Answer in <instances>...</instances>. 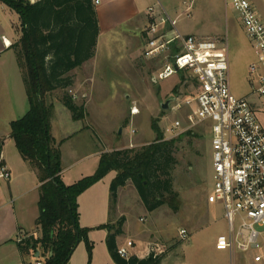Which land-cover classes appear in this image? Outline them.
Instances as JSON below:
<instances>
[{
	"label": "rangeland",
	"instance_id": "374dc122",
	"mask_svg": "<svg viewBox=\"0 0 264 264\" xmlns=\"http://www.w3.org/2000/svg\"><path fill=\"white\" fill-rule=\"evenodd\" d=\"M182 1L183 7L190 6L191 16L179 17L177 28L197 37H227L231 94L236 98L249 95L248 67L255 57L241 21L229 2L145 0L144 4L152 10L151 20L158 22L164 14L174 18L176 14L172 10L180 8ZM250 2L264 23V0ZM169 29L167 24L164 28L166 34L170 33ZM140 37V41L146 43L145 34L142 33ZM105 42L104 39L100 42L98 57L101 64L95 65L97 83L87 102L88 119L74 123L63 106H57L53 99L49 101L54 105L50 113L58 123L59 135H71L64 147V167L68 169L74 162L79 164L74 165L73 169L69 167L65 178L67 182H73L69 180L76 177L75 181H78L93 174L95 170H88L90 163L94 164L96 159H91L90 154L96 150H105V146L134 150L148 146L156 136L151 123H157L158 134L165 141H174L172 156L176 165L171 171L174 195L166 198L163 206L149 212L132 184L128 183L120 192L119 203H111L110 217H102L99 207L94 209V201L85 200L84 219L79 225L92 228L88 232V239L93 245L91 257L87 255L85 244L80 242L69 264H107V231L96 226L107 224L113 227L121 219L124 220L121 227L123 232L117 237V241L121 245L130 241L134 248L143 247L145 251H155L152 257L160 258L159 264H230L227 252L211 251L209 248L217 237L226 232L221 205L205 202L212 190L209 126L205 123L188 128L187 115L190 110L177 108L182 99L196 93L197 84L184 72L164 80L156 78L164 64L172 61L176 45L170 46L169 50L154 59H146L143 53L140 54L141 49L137 48V54L141 56L130 65L122 43L115 42L108 46ZM112 51H115L117 59L106 64L110 61ZM73 96L75 95L71 98L74 102L84 107L86 98ZM166 101H171L169 107L162 110L161 105ZM250 102L255 104L257 120L264 128V100L252 97ZM131 108H137L138 114L132 116ZM175 121L180 122L181 132L171 136L167 129ZM130 144L133 146L130 147ZM115 174L110 172L106 176L105 182L109 186ZM96 202L99 204L98 199ZM255 228L260 233L264 231L257 226ZM181 229L188 233L186 241L179 239ZM260 242L264 244V234L261 235ZM131 251L128 249L129 254ZM253 257L252 251L236 252L234 264H256ZM109 263L114 264L111 261Z\"/></svg>",
	"mask_w": 264,
	"mask_h": 264
},
{
	"label": "trees",
	"instance_id": "16d2710c",
	"mask_svg": "<svg viewBox=\"0 0 264 264\" xmlns=\"http://www.w3.org/2000/svg\"><path fill=\"white\" fill-rule=\"evenodd\" d=\"M19 17V39L12 50L21 72L28 103L27 112L12 121L10 138L21 159L36 173L38 187V217L35 225L38 238L20 239L22 255L39 253L42 264H66L80 242L91 257L93 248L88 239L89 229L78 224V197L109 172H116L109 191L115 204L118 189L130 183L149 212L163 206L172 197L171 171L176 165L172 156L173 140L165 141L158 134L157 123H151L156 134L153 143L138 150L119 149L100 156L95 172L71 185H65L61 174L60 144L49 137L45 105L46 93L67 90L71 84L69 73L82 62L93 57L96 18L91 0H0ZM92 29V36L90 30ZM89 34V35H88ZM86 41H89L86 45ZM61 103L73 121L82 120L84 107L77 105L65 92ZM2 142L0 141V153ZM121 219L106 230V247L115 264H159L160 258L150 254L144 259L116 253V239L122 234Z\"/></svg>",
	"mask_w": 264,
	"mask_h": 264
},
{
	"label": "built area",
	"instance_id": "2783aa9c",
	"mask_svg": "<svg viewBox=\"0 0 264 264\" xmlns=\"http://www.w3.org/2000/svg\"><path fill=\"white\" fill-rule=\"evenodd\" d=\"M225 1L237 13L255 57L248 67L249 95L236 98L231 94L227 52L218 40L183 35L176 21L166 14L147 27L149 38L143 56L154 59L175 44L173 59L158 71L157 80L184 72L197 84L196 93L182 99L177 108L190 110L188 128L205 123L209 126L212 190L206 203L221 205L226 223V232L217 237L215 249L227 252L230 264H234L236 252L249 251L254 252V263L264 264V244L260 242L264 231L260 233L255 228L264 229V128L250 102L252 97L264 100V23L250 0ZM165 24L170 27L169 34L160 30ZM130 114H138L137 108H131ZM181 128L180 122L175 121L167 133L176 136ZM10 177V171L0 162V180ZM178 235L181 241L188 239L185 229ZM131 248L132 242L127 241L116 253L127 259Z\"/></svg>",
	"mask_w": 264,
	"mask_h": 264
},
{
	"label": "crops",
	"instance_id": "0c3cea01",
	"mask_svg": "<svg viewBox=\"0 0 264 264\" xmlns=\"http://www.w3.org/2000/svg\"><path fill=\"white\" fill-rule=\"evenodd\" d=\"M33 2L34 1L31 3ZM144 2L145 0H99L98 3H94V1L91 0L96 18L94 55L92 58L82 62L80 66L73 69L68 74L71 78L72 84L67 90L57 89L46 93L44 96L45 105L49 109L47 119L49 137L53 140L55 146L61 142L60 177L65 185H71L77 182V180L75 181V179H77L76 177L69 180L73 182H67L65 178L66 173L69 171V167H72L71 169H73L77 162L71 164L68 169L64 167V147L70 141L71 135H59L58 123L53 120L50 113L54 105L49 101L50 99H53L56 105L61 108L63 105L60 100L65 92L71 94V96L75 95V98H78V95L81 98H86L84 105V111L86 110L85 116L79 121H85L88 119L86 106L97 83L95 65L98 63L101 64L98 57L101 40H106L104 44L108 46H111V44L114 45L115 42H117V44L122 43L124 49L127 51L128 62L130 65L134 64V61L138 59L147 48V41L146 43H142L140 41V35L142 36V33L145 34L148 40L149 35L147 33V27L153 21L151 20L153 19V14L148 13V6H146ZM224 2L227 1L224 0ZM183 6L182 1L180 8H173L172 10V13L176 15L171 19L175 20L177 25L179 17L191 16L188 6ZM13 16H15V18H13ZM19 24L18 15L4 4L0 3V141L2 142L0 162L11 173L9 180H0V264H32L38 260L41 262L43 261V257H41L38 252L33 255H22L18 247L20 239H25L29 236L38 238L39 236V234L36 233H39V231L35 225L36 218L38 217L37 202L39 183L36 178V173L21 159L14 146L13 140L10 138L9 124L12 121L21 118L28 110V103L24 85L22 83L21 72L18 67L15 54L12 50L13 44L18 41L20 36ZM166 25L167 24L161 26L160 30L164 31ZM168 31H170V29ZM178 31L183 35H191L183 33L180 29H178ZM5 34H7V36ZM89 36H92V29L90 30ZM209 37L211 36H205L203 38ZM211 39L218 40L220 42V46L226 49L228 58L227 37L221 38L213 36ZM88 42L89 41H86V45ZM137 48L141 49V55L139 56L137 54ZM111 53L110 61L106 64L110 62L113 63L117 59L115 51H112ZM251 104L255 108V104ZM69 118H71V116ZM71 121H73L72 118ZM79 121L73 122L76 123ZM119 149H123V147L114 149V147L107 148L105 146V150H96V152L90 154L91 159L95 158L96 160H94V164L93 162L90 163V170L88 171L96 170L102 154ZM78 165L79 164H77V166ZM106 176L78 197V224L82 221V219H84L83 209L85 200L94 201L95 207L92 206V208L94 207V209H96L99 207V212L102 214V217H110V191L108 183L105 182ZM125 186H127V184ZM125 186L118 189L115 204L119 203L120 192H122V189L125 188ZM97 199L99 204L96 202ZM99 226L96 227L98 228ZM79 227L81 229H92L87 226L79 225ZM106 237L107 233L105 234V244ZM116 244L117 248L122 246L117 239ZM146 245L147 243L144 246ZM209 248L211 251L213 250L219 252L215 249V242ZM131 250L130 256H135L139 259H144L150 255V251H145L143 247L141 249L133 247ZM73 254L66 264L70 263ZM32 259L34 260L32 261ZM108 260L113 262L110 256L107 259V264H110V261Z\"/></svg>",
	"mask_w": 264,
	"mask_h": 264
},
{
	"label": "water",
	"instance_id": "95a60500",
	"mask_svg": "<svg viewBox=\"0 0 264 264\" xmlns=\"http://www.w3.org/2000/svg\"><path fill=\"white\" fill-rule=\"evenodd\" d=\"M171 101H166L165 103H163L162 105H161V109L162 110H167L168 109V107H169V103H170ZM120 132V131H119ZM37 256H38V254H37Z\"/></svg>",
	"mask_w": 264,
	"mask_h": 264
}]
</instances>
